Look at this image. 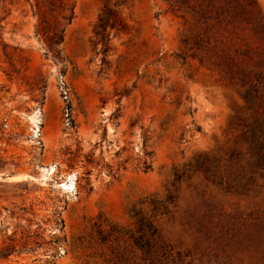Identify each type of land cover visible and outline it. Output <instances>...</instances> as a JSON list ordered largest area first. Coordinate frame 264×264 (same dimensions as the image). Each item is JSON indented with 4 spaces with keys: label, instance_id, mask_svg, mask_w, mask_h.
Instances as JSON below:
<instances>
[{
    "label": "rangeland",
    "instance_id": "obj_1",
    "mask_svg": "<svg viewBox=\"0 0 264 264\" xmlns=\"http://www.w3.org/2000/svg\"><path fill=\"white\" fill-rule=\"evenodd\" d=\"M47 1L0 0V183L27 182L0 184V248H36L0 264H109L98 226L132 227L129 210L151 213V198L165 206L173 264H264L252 141L264 124V0H124L127 29L105 62L92 42L103 0H62L74 10L65 64L35 34ZM36 233L61 239L37 247Z\"/></svg>",
    "mask_w": 264,
    "mask_h": 264
},
{
    "label": "trees",
    "instance_id": "obj_2",
    "mask_svg": "<svg viewBox=\"0 0 264 264\" xmlns=\"http://www.w3.org/2000/svg\"><path fill=\"white\" fill-rule=\"evenodd\" d=\"M124 0H103V7L94 23L92 42L98 53L103 54V61L107 60V56L112 49L111 39L114 32H121L127 29V23L123 15L121 4ZM48 10L52 17L36 10L34 13L38 15V21L35 26V34L44 42L46 58H52L57 64H65L66 56L64 54L63 43L65 40L66 26L72 22L74 16L73 7H68L62 0H48ZM38 9L40 5L37 3ZM60 9L62 19L55 16L56 11ZM69 10L70 12H64ZM64 71L63 69L61 70ZM41 90L46 88V80H41ZM65 107L64 119L65 129L76 128V121L73 115V107L71 100L67 94H64ZM43 97V96H42ZM264 129V124H260L252 131V141L255 143L257 154L261 161H264V144L259 140V133ZM144 168H150V164L144 162ZM4 186H27L26 181H20L15 184L0 183ZM27 189V188H26ZM151 213L146 212L142 208L134 205L129 214L133 219V226L128 227L115 222H109L107 229H103L100 225L97 228L98 234L103 242L111 243V247L115 250V256L109 257V264H173L175 261L171 253V246L163 233L160 224L159 215L165 210V206L161 204V200L151 198ZM26 210L25 207H22ZM55 226L63 228L64 220L59 210L54 212ZM51 239H45L40 233H36L38 240L35 241L36 246H42L60 241V235L52 234ZM125 245L130 248L133 257L129 258L125 251L121 252L120 247ZM125 248V247H124ZM34 246H28L24 243L21 248H17L14 243L7 244L0 248V257L7 258L14 252L34 251ZM133 259V260H131ZM138 260V262H137Z\"/></svg>",
    "mask_w": 264,
    "mask_h": 264
},
{
    "label": "water",
    "instance_id": "obj_3",
    "mask_svg": "<svg viewBox=\"0 0 264 264\" xmlns=\"http://www.w3.org/2000/svg\"><path fill=\"white\" fill-rule=\"evenodd\" d=\"M20 177H22L21 174H11V175H6L3 178L8 180H14V179H19ZM27 177H32V178L40 177L43 179L44 176L42 173H40L39 176L28 174Z\"/></svg>",
    "mask_w": 264,
    "mask_h": 264
},
{
    "label": "bare ground",
    "instance_id": "obj_4",
    "mask_svg": "<svg viewBox=\"0 0 264 264\" xmlns=\"http://www.w3.org/2000/svg\"><path fill=\"white\" fill-rule=\"evenodd\" d=\"M71 186V185H70Z\"/></svg>",
    "mask_w": 264,
    "mask_h": 264
}]
</instances>
